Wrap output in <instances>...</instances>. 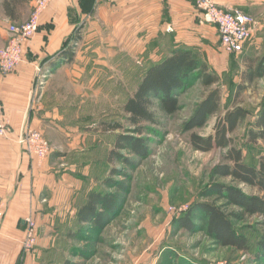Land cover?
I'll return each instance as SVG.
<instances>
[{"label": "crops", "instance_id": "obj_1", "mask_svg": "<svg viewBox=\"0 0 264 264\" xmlns=\"http://www.w3.org/2000/svg\"><path fill=\"white\" fill-rule=\"evenodd\" d=\"M35 1L28 0L22 15L32 12ZM213 1L253 19L251 39L237 54L220 48L216 26L193 0H53L41 12L37 32L22 46V62L0 74V104L10 131L9 138H0V264H60L62 243L82 224L78 210L96 185L98 165L90 156L102 147L100 132L85 133L74 125L66 108L47 95L48 82L97 83L107 57L116 52L133 57L145 45L149 64L158 62L160 48L150 46L157 39L170 43L165 55L191 50L219 77L236 67L240 72L249 59L263 58L264 0ZM75 34L77 47H69ZM66 51L73 53L72 60L65 58ZM38 68L42 79L50 76L40 91ZM27 128L51 143L43 161L30 157L16 141ZM29 216L36 224V243L24 252V219Z\"/></svg>", "mask_w": 264, "mask_h": 264}, {"label": "rangeland", "instance_id": "obj_2", "mask_svg": "<svg viewBox=\"0 0 264 264\" xmlns=\"http://www.w3.org/2000/svg\"><path fill=\"white\" fill-rule=\"evenodd\" d=\"M2 3L0 0V50L10 38L8 25L20 26L31 15H22L19 22L7 21ZM76 40L75 34L69 47H77ZM160 40L150 46L159 47L156 55L162 58L170 43L166 40L169 44H161L163 41ZM145 47L133 57L127 52H116L112 58L107 57V67L100 69L103 74L97 83L90 79L80 84L61 79L63 81L58 85L53 78L48 82L47 95L66 108L74 125L85 133L100 132L102 147L90 156L98 165L93 170L96 185L92 190L111 195L114 200L112 210L102 213L99 224H80L73 230L71 238L62 243L60 264H264V252L259 246L264 235L261 217L245 216L236 224L248 242L247 252L218 246L205 232L198 206L215 201L219 205L225 203L216 200V196H205L215 184L239 188L249 196L262 197V194L213 175V169L223 161L225 150L200 152L191 147L190 135H212L215 122L210 118L203 128L183 129L184 122L206 93L198 80L191 77L182 90L175 91L179 109L174 114L167 115L154 108V122L142 124V134L126 121L123 105L151 64L148 45ZM44 76L36 87L38 90L49 80V74ZM239 81V68L236 67L223 72L218 85L213 88L220 90L222 111L236 105L248 111L247 118L230 137L234 146L241 150L245 163L255 165L264 155V143L249 144L247 132L264 110V76L237 95ZM154 103L157 105L158 101L154 100ZM102 125H119L120 128L106 132L102 131ZM41 134L50 145L47 136ZM118 135L140 139L145 154L138 155L126 149L120 153L129 164L120 160L108 162L107 154ZM112 169L116 171L115 175L111 174ZM105 181L112 184H105ZM190 209L189 228H185L178 219ZM224 210L230 213L237 208L225 206Z\"/></svg>", "mask_w": 264, "mask_h": 264}, {"label": "trees", "instance_id": "obj_3", "mask_svg": "<svg viewBox=\"0 0 264 264\" xmlns=\"http://www.w3.org/2000/svg\"><path fill=\"white\" fill-rule=\"evenodd\" d=\"M28 0H3L2 9L5 18L10 22H19L26 11ZM68 61L73 53H63ZM264 76V57L249 59L239 72L240 81L236 87L237 95L247 89V86ZM195 78L206 91L203 99L195 107L191 117L184 122L183 129L192 131L203 128L210 118H214L213 134L201 137L192 133L190 145L195 151L210 152L213 149L225 150L223 161L213 169L217 178H227L232 182L253 188L262 197L246 195L236 187L215 184L205 196H216V200H224V204L202 203L198 206L205 222V232L218 246L229 247L237 251L247 252L249 249L246 238L237 229L236 224L245 216H259L264 224V155L260 156L255 165L245 163L242 152L234 146L230 137L248 116V111L241 106H233L229 110L221 109V94L218 85L220 77L209 70L208 65L197 59L191 50L175 49L162 57L158 62L148 66L143 80L134 93L123 105L126 121L135 127L138 134L144 130L141 125L154 122V108L167 115H172L179 109L175 91L182 90L189 78ZM154 100L158 101L156 105ZM119 125H102V131H114ZM249 144L264 143V110L260 111L247 132ZM130 149L138 155H144L145 147L140 139L127 135H118L113 148L107 154L108 162L125 160L121 151ZM112 175L116 171L112 169ZM105 184H112L105 181ZM113 196L101 195L97 190L88 193L85 204L78 210L77 218L82 224H99L102 213L113 208ZM225 206L237 208V211L227 213ZM186 214V215H185ZM179 218L181 226L189 228L191 209ZM264 252V235L259 241Z\"/></svg>", "mask_w": 264, "mask_h": 264}, {"label": "built area", "instance_id": "obj_4", "mask_svg": "<svg viewBox=\"0 0 264 264\" xmlns=\"http://www.w3.org/2000/svg\"><path fill=\"white\" fill-rule=\"evenodd\" d=\"M53 0H36L28 21L20 26L8 25L9 40L3 49L0 50V74L13 72L23 60L22 46L28 42L39 27V16ZM115 2L116 0H95ZM196 7L202 10L207 21L216 26L220 48L227 54L239 53L245 43L251 39V25L253 19L239 9H224L216 5L213 0H193ZM37 70L36 87L42 76ZM40 77V78H39ZM10 131L3 121V107L0 104V138H9ZM30 156L43 161L50 153V145L43 135L31 128H27L17 138ZM1 216V212H0ZM25 236L21 243L24 252H30L36 243V224L32 217L24 219Z\"/></svg>", "mask_w": 264, "mask_h": 264}]
</instances>
